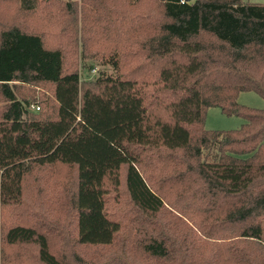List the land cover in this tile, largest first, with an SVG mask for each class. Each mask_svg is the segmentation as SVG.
<instances>
[{
    "label": "trees",
    "instance_id": "16d2710c",
    "mask_svg": "<svg viewBox=\"0 0 264 264\" xmlns=\"http://www.w3.org/2000/svg\"><path fill=\"white\" fill-rule=\"evenodd\" d=\"M245 91L262 3L0 0V264H264ZM214 106L246 122L208 129Z\"/></svg>",
    "mask_w": 264,
    "mask_h": 264
},
{
    "label": "rangeland",
    "instance_id": "374dc122",
    "mask_svg": "<svg viewBox=\"0 0 264 264\" xmlns=\"http://www.w3.org/2000/svg\"><path fill=\"white\" fill-rule=\"evenodd\" d=\"M245 1L264 4V0H245ZM98 67L99 70L100 69H106L108 71L110 70V67L107 66H98ZM81 70H82L81 78L83 80L96 77V75L88 73L87 71L84 72L85 69H81ZM33 88L36 89V87ZM238 101L248 106L264 109V98L260 96L258 93L253 91L241 92L238 96ZM245 122L246 121L244 118L236 115L228 116L226 114H223L219 107L214 106L208 108L205 119V127L208 129H237L241 127Z\"/></svg>",
    "mask_w": 264,
    "mask_h": 264
},
{
    "label": "water",
    "instance_id": "95a60500",
    "mask_svg": "<svg viewBox=\"0 0 264 264\" xmlns=\"http://www.w3.org/2000/svg\"><path fill=\"white\" fill-rule=\"evenodd\" d=\"M187 1H190V0H187Z\"/></svg>",
    "mask_w": 264,
    "mask_h": 264
}]
</instances>
